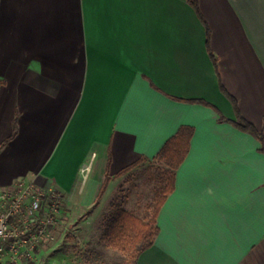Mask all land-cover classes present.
Returning <instances> with one entry per match:
<instances>
[{
    "label": "crops",
    "instance_id": "1",
    "mask_svg": "<svg viewBox=\"0 0 264 264\" xmlns=\"http://www.w3.org/2000/svg\"><path fill=\"white\" fill-rule=\"evenodd\" d=\"M199 2L218 67L189 0H0V145L19 112L0 148V189L52 185L61 217H96L123 190L124 208L146 218L132 193L162 185L146 164L192 126L136 264H264V152L221 89L264 126V0Z\"/></svg>",
    "mask_w": 264,
    "mask_h": 264
},
{
    "label": "trees",
    "instance_id": "2",
    "mask_svg": "<svg viewBox=\"0 0 264 264\" xmlns=\"http://www.w3.org/2000/svg\"><path fill=\"white\" fill-rule=\"evenodd\" d=\"M192 6L197 11L199 17L207 27V47L209 53L218 67V60L214 54L211 46V29L204 14L200 8L199 0H189ZM222 91L231 100L235 112L236 119L232 120L234 125L239 129L252 133L261 142V150L264 152V126L258 128L257 125L246 118L240 110L238 100L228 92V90L221 83ZM18 116L17 111L13 118V131L3 140L0 148L8 141L12 140L18 133ZM221 120H227L225 116L221 115ZM194 129L192 126L184 125L179 131L166 141L161 151L157 156V161L163 165L160 171V179L162 186L157 190V196L153 204V213L150 217H140L124 208L125 195L123 190L110 204V212L106 215V222L102 233V239L106 246L118 250L129 258L126 264H136L140 254L153 245L155 237L159 233V226L157 224V217L161 207L176 185V171L185 160L190 149V141ZM140 161L132 163L131 165L122 169L119 174L127 172ZM111 175L107 174L104 183L100 189L98 198H100L106 191ZM151 208V207H150Z\"/></svg>",
    "mask_w": 264,
    "mask_h": 264
},
{
    "label": "built area",
    "instance_id": "3",
    "mask_svg": "<svg viewBox=\"0 0 264 264\" xmlns=\"http://www.w3.org/2000/svg\"><path fill=\"white\" fill-rule=\"evenodd\" d=\"M62 205L57 188L34 180L21 178L0 189V264L34 259L43 243L55 239Z\"/></svg>",
    "mask_w": 264,
    "mask_h": 264
},
{
    "label": "rangeland",
    "instance_id": "4",
    "mask_svg": "<svg viewBox=\"0 0 264 264\" xmlns=\"http://www.w3.org/2000/svg\"><path fill=\"white\" fill-rule=\"evenodd\" d=\"M146 169L160 170L163 165L155 161L146 164ZM157 190L155 193H132L133 197L141 198L144 201L142 203L147 205L141 207V212L147 214L145 217H150L153 213ZM109 207L96 217H90V211L76 215L67 213L60 217V222L53 231L55 239L43 243L34 259L21 260L19 264H126L129 258L118 250L107 247L102 239ZM65 211L69 210L65 208Z\"/></svg>",
    "mask_w": 264,
    "mask_h": 264
}]
</instances>
